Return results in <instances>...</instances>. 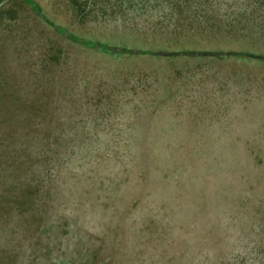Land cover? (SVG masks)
<instances>
[{"label": "rangeland", "instance_id": "obj_1", "mask_svg": "<svg viewBox=\"0 0 264 264\" xmlns=\"http://www.w3.org/2000/svg\"><path fill=\"white\" fill-rule=\"evenodd\" d=\"M0 264H264V0H1Z\"/></svg>", "mask_w": 264, "mask_h": 264}, {"label": "trees", "instance_id": "obj_2", "mask_svg": "<svg viewBox=\"0 0 264 264\" xmlns=\"http://www.w3.org/2000/svg\"><path fill=\"white\" fill-rule=\"evenodd\" d=\"M0 2H1V0H0ZM126 51H128V50H126ZM113 52H114V50H113ZM182 54H185V51H184V52H182ZM189 54H190V53H189V52H187V56H188ZM161 55H163V56H165V55H166L167 57H170V56L179 55V54H178V52H177V51H175V50H174L172 53H169V52H168V53L161 54Z\"/></svg>", "mask_w": 264, "mask_h": 264}]
</instances>
